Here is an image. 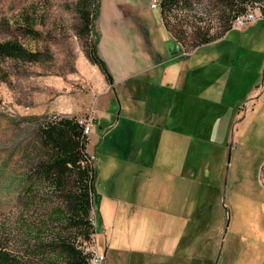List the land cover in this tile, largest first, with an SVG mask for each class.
<instances>
[{
    "label": "rangeland",
    "instance_id": "374dc122",
    "mask_svg": "<svg viewBox=\"0 0 264 264\" xmlns=\"http://www.w3.org/2000/svg\"><path fill=\"white\" fill-rule=\"evenodd\" d=\"M78 1L0 0V42L13 40L28 51L25 59L2 61L0 73V246L24 256L23 242L40 226L43 237L58 234L59 226L46 220L61 198L47 193L36 203L22 194L34 185L31 170L47 158L40 128L74 116L92 119L87 149L100 194L92 210L93 244L106 253L104 264H264V19L196 52V58L221 55L208 68L218 78L207 69L206 87L189 97L193 110L202 106L198 128L168 130L160 146L155 140L143 145L119 116L112 127L103 122L107 106L113 122L126 104L113 78L133 82L136 71L154 64L158 53L170 56L178 42L162 24L158 0H100L96 28L107 77L86 54ZM257 2L264 16V0ZM22 14L37 34L25 33ZM192 15L191 22L210 23L212 32L219 24L216 0H203ZM183 116L189 128L190 116ZM204 121L215 134L199 133ZM155 153V165L169 168L165 175L142 167L147 162L140 160Z\"/></svg>",
    "mask_w": 264,
    "mask_h": 264
},
{
    "label": "trees",
    "instance_id": "16d2710c",
    "mask_svg": "<svg viewBox=\"0 0 264 264\" xmlns=\"http://www.w3.org/2000/svg\"><path fill=\"white\" fill-rule=\"evenodd\" d=\"M257 1L216 0L219 24L214 32L210 23L204 26L198 21L191 22L194 20L192 12L201 7L203 0H160L159 7L162 24L186 50L223 37L232 29L233 19L245 13ZM100 7V0H79L76 4L83 22L80 31H85L88 37L86 54L109 77L108 65L99 52L100 33L96 21L100 16ZM22 21L21 26L26 34L31 36L38 33L30 17L22 14ZM27 52L19 42H0V73L3 72L2 61L25 59ZM40 133L47 158L31 170L34 187L30 183L22 195L26 200L37 203L45 200L47 193H56L61 198V204L51 211L46 222L55 223L60 230L55 236L46 238L41 235L43 227L37 228L34 237L22 244L27 252L24 256L0 246V264H31L29 259L46 264H90V255L83 246L95 233L91 221L92 210L99 202L100 194L97 188L98 170L87 149L89 136L74 116H61L47 122L40 128ZM41 187L47 192L39 189ZM22 237L26 238V235Z\"/></svg>",
    "mask_w": 264,
    "mask_h": 264
},
{
    "label": "crops",
    "instance_id": "0c3cea01",
    "mask_svg": "<svg viewBox=\"0 0 264 264\" xmlns=\"http://www.w3.org/2000/svg\"><path fill=\"white\" fill-rule=\"evenodd\" d=\"M230 31H232V29ZM230 31L218 40L195 48L187 55H184L185 51L181 45L176 43L178 48H176V50H171L172 54L170 56L162 57V55L158 53V57L154 59V64L144 66L141 70L136 71L135 74H133L134 76H131L133 82L128 80L129 76L113 78L117 84V90L121 99L124 96L126 97V104L120 106L119 112L117 111V115H115L116 117L113 122L111 120L114 116L113 106L106 107L105 119H103V122L106 123V128L109 125L111 127L116 125L118 120L117 116H119L124 119V121L128 122L127 124H129V128L132 129L131 131H133V133L136 132L137 136L138 134L141 136L143 145H145V143L146 145L151 144L150 142L155 140L157 146H160L164 141L166 131L168 130L177 131V133H185V130L197 129L198 126L195 124V121L202 113V106L195 105L198 107V110H193L189 97L192 95V90H196L200 93L206 87L202 84L204 81V74L207 72L209 65H216L221 59V55L214 52L211 55L204 54L196 58V52L204 45H217L226 41ZM172 40L174 39L172 38ZM165 51L167 52L168 49ZM127 66L129 67L130 64L128 63ZM208 71L214 78H218L219 71H213L212 69H208ZM193 83L194 85L192 86ZM209 87L212 88L213 85ZM194 97L198 99L199 95L195 94ZM215 103L220 105L217 101ZM219 111L222 112V110ZM184 114H187L188 117L190 116V121L188 119L189 122H187L189 128L186 129L185 127L183 128V121L185 119V116H183ZM192 122H194V125H192ZM211 126H213L211 121H204V123L200 125L199 133L200 130H208L214 133L216 130L212 129ZM140 130L141 133H139ZM198 135L200 138L202 135L206 136L204 134ZM215 137L216 136H214V138ZM127 158L128 156L122 160L127 163ZM157 158L158 153L150 155L149 158H145L144 156L140 161L147 163L142 164V167H146L151 174V170H155L165 175V173L169 171V168L164 166L166 164L161 166L155 165L158 161L156 160ZM169 159L170 157L166 156L164 162L170 161ZM181 175H184V173ZM166 191L167 189L164 193H166ZM168 194L165 195L166 197L164 198L166 202L169 201ZM164 214L167 215L168 213L165 212ZM173 248L174 247H172V249Z\"/></svg>",
    "mask_w": 264,
    "mask_h": 264
},
{
    "label": "built area",
    "instance_id": "2783aa9c",
    "mask_svg": "<svg viewBox=\"0 0 264 264\" xmlns=\"http://www.w3.org/2000/svg\"><path fill=\"white\" fill-rule=\"evenodd\" d=\"M159 1L158 0V5H159ZM260 7V3L256 2L255 5L253 6V8L249 7L248 10L245 13H242L240 15H237L232 22V29H236V28H241V27H245L248 26L249 24L258 21V20H262L264 19L263 15H259L256 12V9ZM180 44V43H179ZM181 47L184 49V47L182 46V44H180ZM184 51H186L184 49ZM185 54H188V52H185ZM79 123L83 126L84 128V132L85 134L89 135L92 131V119H79ZM93 226L96 225V222L94 221V219H91ZM96 241V235L93 234L91 237V240L89 242L84 243V250L86 253H88L90 255L89 257V261L90 264H104L106 259H107V255L105 252H101L100 250H97L94 248V244L93 242Z\"/></svg>",
    "mask_w": 264,
    "mask_h": 264
},
{
    "label": "water",
    "instance_id": "95a60500",
    "mask_svg": "<svg viewBox=\"0 0 264 264\" xmlns=\"http://www.w3.org/2000/svg\"><path fill=\"white\" fill-rule=\"evenodd\" d=\"M112 79V78H111Z\"/></svg>",
    "mask_w": 264,
    "mask_h": 264
}]
</instances>
